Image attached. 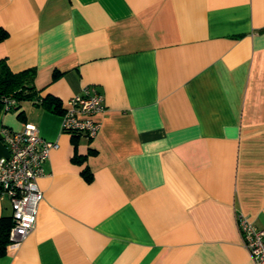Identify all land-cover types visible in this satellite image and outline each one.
<instances>
[{
    "label": "crops",
    "instance_id": "1",
    "mask_svg": "<svg viewBox=\"0 0 264 264\" xmlns=\"http://www.w3.org/2000/svg\"><path fill=\"white\" fill-rule=\"evenodd\" d=\"M0 30L52 98L3 105L0 130L58 143L0 264H253L237 217L264 229V0H0ZM84 87L104 97L94 139L61 129Z\"/></svg>",
    "mask_w": 264,
    "mask_h": 264
},
{
    "label": "built area",
    "instance_id": "2",
    "mask_svg": "<svg viewBox=\"0 0 264 264\" xmlns=\"http://www.w3.org/2000/svg\"><path fill=\"white\" fill-rule=\"evenodd\" d=\"M4 103L6 109H11L15 101L7 99ZM104 106L100 93L84 87L80 94L68 99L61 116V129L94 139L101 128L96 116L104 111ZM0 139L7 153L0 158V192L7 196L12 210L8 240L19 244L35 227L43 199L37 180L44 175L43 165L58 143L43 139L29 123L17 132L1 128ZM237 229L253 264H264V229L257 228L243 214L237 217Z\"/></svg>",
    "mask_w": 264,
    "mask_h": 264
},
{
    "label": "trees",
    "instance_id": "3",
    "mask_svg": "<svg viewBox=\"0 0 264 264\" xmlns=\"http://www.w3.org/2000/svg\"><path fill=\"white\" fill-rule=\"evenodd\" d=\"M6 32L0 30V42L5 38ZM34 70L27 69L13 73L7 66L5 58L0 59V107L5 105V100L13 99L16 107L17 103L23 100H30L36 104H49L52 98L47 96L41 98L33 86ZM12 224V219L0 224V254L5 253L9 243L8 231Z\"/></svg>",
    "mask_w": 264,
    "mask_h": 264
}]
</instances>
